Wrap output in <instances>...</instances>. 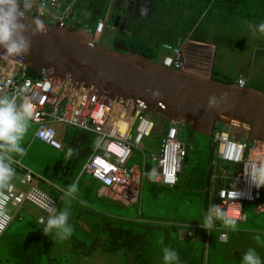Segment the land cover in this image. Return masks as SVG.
<instances>
[{
	"label": "built area",
	"instance_id": "built-area-1",
	"mask_svg": "<svg viewBox=\"0 0 264 264\" xmlns=\"http://www.w3.org/2000/svg\"><path fill=\"white\" fill-rule=\"evenodd\" d=\"M76 1L29 0V4L47 23L70 22L72 25L77 22ZM106 21L105 17L100 18L93 31L97 39L103 33ZM198 43L190 38L178 45L164 43L160 62L166 67L188 69L186 48ZM26 68L14 58L0 56V95L16 96L18 103L27 99L33 112L30 121L36 125L35 137L62 150L65 144L60 138L58 124L94 134L95 146L83 162L80 174H88L104 186L128 187L135 177V170L127 165L128 160L134 150H141V143L156 132L158 123L132 102L112 99L95 88L75 86L61 78L46 75L30 77ZM236 83L245 86L246 79L239 76ZM220 125L212 136L213 157L205 187V215L212 206L220 205L228 216L240 221L246 217L247 203L255 204L253 210L256 213L262 210L260 204L264 186L256 188L247 175L254 162L264 163L252 155L260 151L261 146L258 141L249 142L246 136L235 137L230 125ZM181 126L183 124L179 121H168L158 149L149 155L154 166L149 170L143 167L139 176L154 174V179L160 184L168 187L176 185L187 152L186 144L179 138ZM14 162L15 166L22 168L14 181L25 187H17L13 181V190L0 194V201L3 202L0 206V235L14 219V215L7 210L10 205L16 208L26 203L33 205L42 212L38 217L40 223H45L55 213L46 211L42 207L43 202L49 203L55 211L58 207V200L35 184L38 175L19 161ZM233 191L238 195L234 196ZM201 224L197 221L184 223L185 234L189 237L197 235L200 229H205ZM220 228L219 220H215L213 229ZM205 230L208 233L206 241H209L210 230ZM219 239L227 240L225 230L219 233Z\"/></svg>",
	"mask_w": 264,
	"mask_h": 264
},
{
	"label": "trees",
	"instance_id": "trees-1",
	"mask_svg": "<svg viewBox=\"0 0 264 264\" xmlns=\"http://www.w3.org/2000/svg\"><path fill=\"white\" fill-rule=\"evenodd\" d=\"M246 2V0H113L112 2L111 0H77L75 7L77 22L73 26H85L86 23L82 22L80 17L85 14L86 10L88 12L87 26L94 31L99 19L105 16L111 4L107 24L113 26L115 18L117 16L120 18V25L115 30L114 44L157 61L160 54L164 52L162 49L164 43L178 45L182 44L186 38L195 41H208V20L213 13V7L222 3L227 9L223 11L222 17L227 24H236V21L243 19H253L260 25L264 24V0L260 1L262 5L260 13H248L244 16L240 14V9L243 6L242 3ZM141 8L147 9L146 15H141ZM32 15H37V13L33 12ZM123 23L125 24L124 27ZM211 41L216 43L214 40ZM226 43L239 47L243 46L242 40L238 38H231ZM26 69L30 77L41 76L34 69ZM211 77L224 82H236L237 80V77H230L217 70L214 65ZM246 85L255 87L248 82ZM187 127L193 132L189 126ZM165 130L166 128L161 133H154L152 138H161ZM64 142L65 155L56 161L54 173L58 176V181L61 182L60 186L68 189L76 179L83 162L92 152L96 138L92 133L73 128L69 133H66ZM211 142L212 137H208V147L200 148V153L194 154V163L191 165L186 164L185 161H187L190 153L193 155L194 150L186 145L185 163L176 183L179 187V184L184 183L183 179H185L186 185L190 188L189 192L194 193L196 191L195 194L197 192L200 194L198 201L203 206H205V187L210 173V160L213 157ZM68 149H73L74 153L66 158ZM136 156L134 158H137ZM85 175L92 178L88 174ZM183 175H185L184 178ZM149 177L148 175L145 179L152 181L154 185L152 188L161 187L155 184L154 178L150 179ZM49 188L50 195L58 200V207H60L63 190L56 188V186H49ZM236 223L242 222L236 220ZM219 226L222 228L210 232L207 264H242L241 253L236 252L231 243L236 232L230 229L228 231V228H225L221 221H219ZM74 230L73 234L76 231L78 234L85 232L84 235L91 238L89 243H86L78 237L79 235H74L73 242L77 243L73 244L74 248L81 247V249L91 252L100 246L105 252L114 254L123 252L127 260H132V264H165L163 255L166 248L178 253L179 260L175 264H203L207 235L205 229H200L197 236L190 241H183L178 240L179 227L175 225L166 226L158 222L123 221L116 217H104L99 224L91 223L89 232L79 228H74ZM223 230L228 234L227 242L219 239V233ZM42 231L44 232V227ZM245 236L251 240L250 237Z\"/></svg>",
	"mask_w": 264,
	"mask_h": 264
},
{
	"label": "water",
	"instance_id": "water-1",
	"mask_svg": "<svg viewBox=\"0 0 264 264\" xmlns=\"http://www.w3.org/2000/svg\"><path fill=\"white\" fill-rule=\"evenodd\" d=\"M24 15L29 25V51L16 57L0 48V56L14 58L40 75L132 102L145 114H160L208 137L213 136L218 123H225L242 129L249 142L264 143L263 90L217 80L191 69L166 67L160 60L117 44L108 47L87 26L47 23L38 14ZM119 21L117 16L113 26L117 27ZM221 93L228 94L227 101L220 99ZM213 97L218 106L210 107Z\"/></svg>",
	"mask_w": 264,
	"mask_h": 264
},
{
	"label": "crops",
	"instance_id": "crops-1",
	"mask_svg": "<svg viewBox=\"0 0 264 264\" xmlns=\"http://www.w3.org/2000/svg\"><path fill=\"white\" fill-rule=\"evenodd\" d=\"M112 1L113 0H111V2ZM75 7H76V2L74 4V10ZM29 8L31 12L29 14H32L34 12L33 5H30ZM216 9H224V8L221 5L213 7V13L211 14L210 19L208 20V31H209L208 41H199L200 44L198 43V46L204 44L211 57V59L209 60V65H210L209 71L202 72L204 74H209V73L211 74L212 67L214 65L212 60L214 55L216 54V48H218V44L222 42L219 40L218 35L217 36L212 35L213 30L211 28V25L216 23H220L222 25H228L225 22L224 18H222L223 13L221 14L220 10L216 11ZM110 11H111V4L104 16L106 20L108 19ZM221 12H223V10ZM83 16L88 20V12L86 10ZM85 23H86L85 26H87L88 22L85 21ZM119 25L120 24H118V26ZM107 26L108 24L106 21V27ZM111 27H113L114 31L117 28L114 26ZM102 36L103 33L100 35L99 38L101 39ZM186 39L183 41V43L186 41ZM211 40L216 41V43H214ZM262 49L264 52V48ZM244 75H245L244 73L240 72L237 74L236 77L238 78L239 76H243L246 79V83L249 82L248 77L246 76L247 77L246 78ZM168 121L169 120L165 121L166 126H162V128L163 127L167 128ZM58 129H59L60 138L64 142V137L66 133L70 132V128L69 126H66L64 124H58ZM151 138L152 136H150L147 140H150ZM160 139L161 138H159L158 140ZM158 146L154 147L153 149L151 148V150L148 152V155L146 151L141 148V146H140L141 150L139 149H137L136 151L134 150L135 153L133 152L132 157H130L131 159H129L128 162L131 163V161L135 159L136 161L139 162L140 168H138L137 166L131 167L135 170V177L132 179L128 187L122 189L116 187L104 186L99 182L98 183H95L94 181L90 182L89 177L83 178L85 174H82L81 176L80 171L77 174L76 179L74 180V182L71 183L68 189H65L64 187L60 186L61 182L58 181V176L55 175L54 173L55 163L60 157L56 158L54 162H53V158L50 159L48 165H42V164L40 165L39 163L35 164V163H31L28 159L26 160L30 150L32 153L38 156L39 159L43 158V160L45 159L44 156L47 153L49 155L53 154L52 149L54 148L42 142L38 138H36L34 133L31 135V138H29L26 141V144L24 146L25 154L14 155V161H19L22 166L28 167L32 171H34L35 174L38 175L37 179L34 181L35 184H37L40 188L47 191L48 193H49L48 189H50L49 186H56V188L63 190V195L61 197L62 200L61 205L60 207H58V209H56L57 211H55L54 214H58L59 212L64 211L66 209L69 212L68 223L73 228V231L75 232L74 228H79L82 229V231L89 232L91 223L99 224L100 220H102L104 217H116L123 221L135 220L142 222H153L154 218L150 217L149 215H146L145 213L141 212L139 209L136 212H134L132 210V207L136 205V203L138 202L140 203V207L142 210V204H141L142 198L140 197V195H142L141 185L143 182H145V180H147L145 179V177L148 176L149 174L144 176L142 175L139 176V171L143 167L145 168V170H149L151 167L154 166V163L150 160L149 155L152 151H156L158 149ZM261 147H262L261 150L258 151L259 153L253 152L252 155L258 157L261 161L264 162V158L262 159L260 158V156L264 157V148L263 146ZM64 149H65V145H64ZM64 149H62L61 157L65 155ZM134 155L137 158H134L133 157ZM129 163H127L128 166ZM12 166L15 168L16 174H19L22 168L18 165H17L18 167L15 166V162H13ZM77 180L79 181L77 184H75ZM154 181L156 182L155 184L160 185L161 187H167L171 189L178 188L177 184L174 185L173 187H168L160 184L155 179ZM14 183L17 187L20 188L25 187L24 185H20L16 180L14 181ZM74 185L76 190L71 191ZM102 198L106 199V201H103ZM27 204L28 203L24 204V206L23 205L20 206V208L15 207L14 211L12 212V214L14 215L13 221L9 224L5 232L0 235V264H35V263L56 264V262H60L56 259L57 255L59 256L60 260L66 258L68 264L69 261L70 264H75V263L81 264L80 259L82 257H89L93 254V250L91 252L87 250L85 251L81 249V247L76 249L74 248V245H72L71 249L69 248L71 254L70 253L65 254L64 252L67 251L68 249H63L60 247L61 246L60 243H55V241L56 242L60 241V238L56 235L57 230L54 229L52 233L46 235L45 232L42 231V229L43 227L45 228L47 220L45 223H40L38 221V217L42 215V212L38 210L36 207L35 208L37 210L34 211L31 208L33 205L30 207L31 204L29 205ZM260 207L262 209L260 212L258 213L254 212L258 214V217L260 215H264V192L262 194ZM203 208H204V212L198 217V219H195L194 222L196 221L203 222V217L205 215V208H206V199H205V206H203ZM151 215L153 214L151 213ZM165 221L166 222L163 223L161 222V224H164L166 226L175 225L179 227L178 240L190 241L192 238H195L197 236L195 235L189 237L185 234V230L181 231L182 228L184 229V225H183L184 223H191L193 220L182 221V222L177 221V223H175L174 220L167 219ZM247 221H248V217L246 214V217L243 220H240V222L242 223L239 224L241 225L239 227H237L238 225L236 226L237 230L235 232H238L237 233L238 235H247L248 237H250L251 240L253 241V245H254L253 248L256 251L257 250L262 251L263 245L260 244L264 240V220L262 221L261 219L260 222L253 220V225H254L253 229L252 228L242 229L244 228L242 227L243 222H247ZM246 232L247 234H245ZM206 234L207 237L208 233L206 232ZM74 235L78 236L79 235L78 231H76L75 234H73L72 232L71 236H69L67 239H63L62 241L73 242ZM210 236L211 233L209 234V238ZM86 237L87 240L89 241L91 240L90 237L88 236ZM257 237H259L258 240L256 239ZM227 239H228V234H227ZM225 241L227 242V240ZM208 243L209 242L206 241L205 238L203 264H207L209 259ZM102 249L103 248H101L100 246L98 247V250H101V252L103 251ZM94 250H97V247L96 249L94 248ZM105 253H109V252H105ZM119 253H122L124 255L123 252H119ZM110 254H114V253H110ZM68 256H69V260H68ZM84 263L85 260H83V264ZM86 264H90V262H87ZM126 264H132V260L129 259Z\"/></svg>",
	"mask_w": 264,
	"mask_h": 264
},
{
	"label": "rangeland",
	"instance_id": "rangeland-1",
	"mask_svg": "<svg viewBox=\"0 0 264 264\" xmlns=\"http://www.w3.org/2000/svg\"><path fill=\"white\" fill-rule=\"evenodd\" d=\"M246 3H242L243 6L240 9V14L246 15L248 13H260L262 10V5L260 3L261 0H246ZM224 9H216V11L220 10V13L222 10L225 11L226 6L224 3L221 4ZM30 7V4H29ZM24 9L25 13H31L30 8ZM82 22H88L84 16H81ZM251 20V21H250ZM243 19L242 21H236V24H228V25H222L220 23L212 24L211 28L213 30L212 35L219 37V40L222 41L218 44V48H216V54L213 57V64L217 70L222 71L223 73L229 75L230 77H236L238 73L242 72L244 73L245 77L247 76L249 79V84L254 85L255 87L264 90V33H261L259 31V25L260 23L257 21H254L253 19ZM68 24H71L68 22ZM86 25V24H85ZM112 26V25H111ZM108 25L104 31L103 36L101 39L99 38V42L101 44H104L108 47H113L115 44L113 42V37L115 34V31L113 27ZM113 29V30H112ZM240 39L243 42V46H234L229 45L226 42L230 39ZM186 67L188 69L194 70L196 72H206L209 71L210 65L209 60L211 59L210 54L208 53V50L203 45H195L192 44L191 46H188L186 48ZM163 55V52L158 57V60H161V56ZM246 77V78H247ZM56 79H59L56 77ZM148 116L152 118L154 121L158 123L156 132L155 133H161L162 126H166V119L164 116L156 113H148ZM219 124V123H218ZM36 128V125L29 121V127L28 130L21 142V146L24 148L26 141L31 138V135L34 133ZM70 130L73 129V127H69ZM233 135L237 138H245V132L242 129L230 127ZM179 138L181 141H183L187 146L190 148H193L194 150L193 155L190 153L189 157L187 159L186 164H192L194 163V154L200 153L199 149L208 147V136H205L203 134L192 132L188 129L187 125L181 126V130L179 132ZM159 140L157 138H151L150 140H144L141 143V148L146 151L147 155L148 152L153 149L154 147L158 146ZM260 146H263L264 143L260 142ZM53 148V147H52ZM262 148V147H261ZM136 151V150H135ZM53 154L49 155L48 153L43 158L39 159L38 156H36L34 153L30 152L27 155L26 160L28 159L31 163L35 164H42V165H48L50 162V159L53 158V162L56 160V158L62 156V150L60 149H52ZM51 156V157H50ZM135 156V155H134ZM133 156V157H134ZM260 158H264L260 156ZM184 162V163H185ZM130 167L137 166L140 168V164L138 161L133 159L131 163H129ZM185 172V171H184ZM185 175H183V178ZM83 178H88L85 175ZM184 183L179 184V187L177 189H171L167 187H156L152 188L153 183L149 179L145 180V182L142 183L141 191L142 195L140 197L142 198L141 204H142V210L140 207V203H136L132 207V210L136 212L138 209L145 213L146 215H149L150 217L154 218L158 223L166 222L165 220H174L175 223L177 221H188L195 219H198V217L204 212L203 204L198 201V198L200 197V194L196 191L194 193L189 192L190 188L188 187L187 182L185 179ZM90 182L98 183V181L94 178H89ZM193 197V199H191ZM103 201H106V199L102 198ZM29 205V204H27ZM255 204L253 203H247L245 212L247 213L248 221L243 222L242 229L252 228L253 229V220H256L260 222L264 220V215H260L258 217V214L254 213L253 207ZM24 206V205H23ZM32 205H30L31 207ZM113 207V206H112ZM34 211L37 209L35 207H31ZM120 208V207H119ZM15 207L8 206L7 210L12 213L14 211ZM151 213L153 215H151ZM153 222H156L154 221ZM238 225V226H237ZM241 224H237L236 226L239 227ZM181 231H184L182 228ZM238 232L234 233L235 237L233 238L232 248L235 249L236 252L241 253L240 258H243V255L245 252L248 251V249H254L253 248V241L246 238L245 235H238ZM82 238V240H85L86 243H89V240H87V237L84 235V233L80 232L79 236ZM55 239V238H54ZM53 239V240H54ZM63 239H60V241H55V243H60L61 248L68 249L65 251V254H69L72 245L77 244L76 242L67 241L63 242ZM70 244V245H69ZM260 245H263L262 251H256V253L259 255L262 264H264V240ZM237 253V254H239ZM71 254V253H70ZM56 259L60 262H56V264H68L67 259L63 258L60 260L59 256H56ZM69 260V256H68ZM83 260H85L86 264L87 262H90V264H126L127 259L126 256H124L122 253H116V254H110L101 252V250H94L93 254L89 257H82L80 259L81 264H83ZM101 261V263H100ZM70 264V261H69ZM77 264V263H75Z\"/></svg>",
	"mask_w": 264,
	"mask_h": 264
},
{
	"label": "clouds",
	"instance_id": "clouds-1",
	"mask_svg": "<svg viewBox=\"0 0 264 264\" xmlns=\"http://www.w3.org/2000/svg\"><path fill=\"white\" fill-rule=\"evenodd\" d=\"M29 7V0H0V48L4 49L8 55L22 57L31 46V40L26 33L29 25L25 24V15L22 9ZM141 15H146L147 9H140ZM36 23L33 21V24ZM259 31L264 33V24L259 25ZM35 34V30L33 31ZM227 93H221V100L227 101ZM218 106L215 98H211L209 106ZM33 112L25 98L22 103H18L16 96L0 95V194L5 191L11 192L14 188L13 181L16 177V170L12 166L14 155H24L25 150L21 142L28 130L29 121ZM74 150L68 149L67 157L73 155ZM247 175L256 188L264 186V163L254 162L247 172ZM154 178V174L149 177ZM75 186L71 191H75ZM234 196L238 193L233 191ZM242 195V194H241ZM50 200V197L47 198ZM0 201V206H2ZM42 207L49 212H55L49 203L43 202ZM69 212L65 209L49 216L44 228L45 234H50L57 230L56 235L60 239H67L71 236L73 228L68 223ZM219 220L225 228L236 231V219L228 216L220 205H214L204 216L202 227L212 230L214 221ZM257 240L259 237L256 238ZM163 260L165 264H175L179 260L178 253L166 248ZM242 264H262L259 255L254 249H248L242 258Z\"/></svg>",
	"mask_w": 264,
	"mask_h": 264
},
{
	"label": "bare ground",
	"instance_id": "bare-ground-1",
	"mask_svg": "<svg viewBox=\"0 0 264 264\" xmlns=\"http://www.w3.org/2000/svg\"><path fill=\"white\" fill-rule=\"evenodd\" d=\"M235 123V122H234Z\"/></svg>",
	"mask_w": 264,
	"mask_h": 264
}]
</instances>
